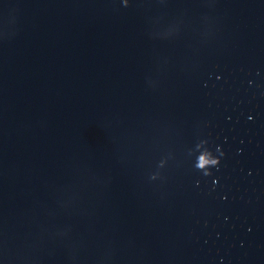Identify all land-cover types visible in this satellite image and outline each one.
I'll return each mask as SVG.
<instances>
[{"label":"water","instance_id":"1","mask_svg":"<svg viewBox=\"0 0 264 264\" xmlns=\"http://www.w3.org/2000/svg\"><path fill=\"white\" fill-rule=\"evenodd\" d=\"M0 264H264V0H0Z\"/></svg>","mask_w":264,"mask_h":264},{"label":"clouds","instance_id":"2","mask_svg":"<svg viewBox=\"0 0 264 264\" xmlns=\"http://www.w3.org/2000/svg\"><path fill=\"white\" fill-rule=\"evenodd\" d=\"M214 163H219V159L216 158V159L214 160Z\"/></svg>","mask_w":264,"mask_h":264}]
</instances>
